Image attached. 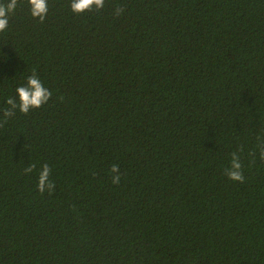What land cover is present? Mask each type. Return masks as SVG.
<instances>
[{"label":"trees","instance_id":"trees-1","mask_svg":"<svg viewBox=\"0 0 264 264\" xmlns=\"http://www.w3.org/2000/svg\"><path fill=\"white\" fill-rule=\"evenodd\" d=\"M33 71L48 103L0 111V264H264V0L20 4L0 109Z\"/></svg>","mask_w":264,"mask_h":264},{"label":"clouds","instance_id":"clouds-1","mask_svg":"<svg viewBox=\"0 0 264 264\" xmlns=\"http://www.w3.org/2000/svg\"><path fill=\"white\" fill-rule=\"evenodd\" d=\"M25 4L29 15L39 22H44L49 13V0H0V35L6 34L10 30L11 18L16 13L17 7ZM105 0H68V8L73 14H82L93 8L100 10L104 7ZM122 9H116L119 14ZM52 96V92L46 86L39 74L33 71L31 74L23 76L14 88V95L5 99L7 107L0 109L2 119L7 120L15 116L18 112L27 114L34 109L46 105ZM261 157L264 158V151H261ZM35 165H29L24 172L31 173ZM113 183L119 181V169L116 165L112 166ZM51 169L47 164L41 166L38 176L37 188L40 192L51 191L54 187L49 179ZM225 174L232 181L243 182L244 175L239 155L236 152L231 154L230 167L225 169Z\"/></svg>","mask_w":264,"mask_h":264}]
</instances>
